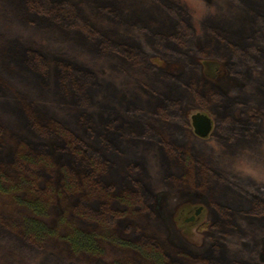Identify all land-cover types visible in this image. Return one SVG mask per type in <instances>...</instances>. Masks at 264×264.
<instances>
[{"label": "trees", "instance_id": "16d2710c", "mask_svg": "<svg viewBox=\"0 0 264 264\" xmlns=\"http://www.w3.org/2000/svg\"><path fill=\"white\" fill-rule=\"evenodd\" d=\"M220 1L222 5L217 3ZM205 2L215 10L195 21L184 0H0V38L8 45L0 46L9 51L6 58L9 56L14 65L2 67L0 60V94L6 80L17 83L25 72L42 89L38 93L18 86L27 102L16 109L17 115L28 119L12 124L18 132L12 156L0 141V257L8 264H133L134 253L151 264H264V180L233 172L225 161H206L194 147L182 149L185 146L177 134L182 99L156 95L155 101V91L161 89L164 94L175 89L178 94V85L184 87L183 81L191 75L193 80L184 82L185 88L190 89L191 83L190 87L209 97L207 104H215L226 123H231L225 127L228 132L218 135L224 144L221 153L233 158L244 153L235 148H245V154L264 163L261 131L234 124L239 102L250 99L264 109V0ZM40 30L47 31L44 39L35 34ZM78 33L84 34L86 44L79 41ZM78 43L86 49L75 51ZM155 50L180 58L185 66L183 75H168V79L174 78L170 80L156 75L140 79L154 71L147 55ZM192 53L205 62H225L226 73L238 82L236 89L226 93L201 90L200 78H213L203 63L197 66L191 60ZM101 68L106 99L117 92V79L107 74L111 68H119L129 80L131 77L150 90L149 99L137 106L138 95L129 87L132 103L126 107L102 105L93 114L83 110L80 93L85 87L100 86L95 79ZM255 72L260 77L254 79ZM50 79L58 80L61 93L46 96L43 88ZM57 99L65 103L71 116L55 104ZM0 101L9 106L8 101ZM9 109L0 112V123L6 120L4 114L13 111ZM75 118L77 121H72ZM126 131L134 138L154 137L167 148L168 158L183 163L185 175L179 184L191 178L192 190L212 193L213 182L222 183L249 196V209L220 214L219 226L222 222L226 227L228 239L216 234L209 248L183 253L182 259L172 258L164 251L169 226L162 217L147 214L143 220L158 232V241L153 230L141 232L132 242L117 236L127 228L118 216L132 218L130 214L146 212V206L136 200L141 194L140 182L152 184L142 168L138 180L131 179L133 172L121 175L115 202L125 210L113 215L109 196L114 193L111 183H103L109 178H104L107 170L101 155L113 151L110 137L116 133L124 136ZM166 135L173 140L164 142ZM163 177L157 181V192L152 190L150 196L171 192L172 186L162 183ZM110 244L114 249L112 246L107 253ZM125 248L131 251L127 253Z\"/></svg>", "mask_w": 264, "mask_h": 264}, {"label": "rangeland", "instance_id": "374dc122", "mask_svg": "<svg viewBox=\"0 0 264 264\" xmlns=\"http://www.w3.org/2000/svg\"><path fill=\"white\" fill-rule=\"evenodd\" d=\"M183 1V0H182ZM187 9L191 14V18L195 21L198 20L200 17L206 16L210 11L215 10V7L210 6L205 2V0H184ZM220 5L223 4V1L217 2ZM21 17V15H20ZM191 20V19H190ZM20 22V21H19ZM11 25L10 22H6ZM202 32L204 33L203 28ZM46 30H40V33L37 32V37L40 39L45 38ZM80 35V36H79ZM5 38V36H3ZM84 37V38H82ZM77 38L82 43H85V36L84 34L78 33ZM82 39V40H81ZM46 40V39H45ZM4 43L5 47L7 48V44L5 41H1L0 44ZM78 43L74 44L75 51H84L86 47L84 44ZM154 50V49H153ZM8 50H4L0 46V60L1 66L4 65L7 68H14V65L9 63V56L6 58L8 54ZM166 51H151L149 55H147L153 65H150V70L152 68L151 75L141 76L140 79H143L145 76H153L156 75L158 79L160 77L167 78L168 75L170 76H182L183 69L185 68L182 61L178 59V57L172 55H164ZM189 55V54H188ZM191 60L198 65H203L207 67V74L211 76L213 79L205 78V80L200 78L199 86H201V90L205 89L206 91L214 89L223 93L229 92L230 90L236 89L235 86H238V82L236 79L231 77L228 73H226L227 67L225 62L222 63L221 61H203L202 56H198L196 53L190 54ZM205 68V67H204ZM101 71L98 72L95 82L100 86H88L85 87L81 93L80 97L78 98L79 104L83 106V110H86L93 114L94 111L99 110V108L103 105L106 107H114V108H121L126 107V104H131L132 99L129 95V87L134 88L138 95L137 99V106L140 103H143V100L149 99V91L148 89H143L140 87L138 82H134L133 79L127 73L122 72L119 68H111L109 69V75L114 76L117 80V92L116 90L113 91L112 96L110 99H106L104 96L107 94L106 88L102 86L103 74L100 73L103 68L100 69ZM17 74V73H16ZM228 74V75H227ZM23 78L17 79V83H12L9 80L5 82L6 87L4 88L3 94H0V99H4L5 101L9 102V106H7L3 101H0L2 111L10 110L11 108L13 111H10L9 114H4L3 118L6 120H1L0 123V141L4 144V149L6 148L7 153L10 152L9 156H12L13 151L17 147V130L12 127L13 122L17 121L23 122L25 117L21 118L17 115V110L21 108L22 104L24 103V107L26 105L27 100L24 99L22 94L19 93V87L22 86L27 89H35L38 93L42 90L39 87H36L34 82H31V75L30 73L24 74ZM255 75V76H254ZM169 76V79H174ZM2 77V76H1ZM260 77L258 73H253V78ZM191 75L188 76L184 81V87L178 85L179 93L176 94L175 89L167 91L166 93H160L159 91H155V101L156 95L158 97H168L172 96L175 98L182 99L181 109L177 116V120L179 122V130L177 134L181 137L183 141V145L186 149L192 150L191 148L194 147L198 152L201 158L206 161H212L218 163L219 161H225L230 166V170L236 173H241V175L257 177L261 180H264V163L261 161H256L248 154H245L247 151L245 148H235V151L244 152L236 157L230 158L227 155H224L221 150L224 149V144H222L221 140L219 139V134H225L228 132L226 126H229L226 121L224 120L223 114L217 109L215 104L208 103L209 97H203V94L200 91H197L195 87H190L191 83H189L188 88H185V83L187 81H191ZM199 79L195 78L194 83L196 80ZM4 80V79H3ZM23 80V81H21ZM30 80V81H29ZM193 80V79H192ZM5 81V80H4ZM100 81L102 83H100ZM27 82L28 84H26ZM37 83V80L35 79ZM185 82V83H184ZM17 84V85H16ZM19 84V85H18ZM158 84V83H157ZM182 84V85H183ZM58 80L50 79L44 85V93L46 94H58L63 91L62 88L58 86ZM159 85V84H158ZM19 86V87H18ZM187 87V86H186ZM152 90V89H151ZM148 91V92H147ZM151 94V92H150ZM152 95V94H151ZM21 101V104L19 102ZM13 102V103H11ZM55 104L62 109L63 112H68V107L65 108L64 102H59L58 99L55 101ZM18 107V108H17ZM65 108V109H64ZM17 109V110H16ZM197 111H201L207 113L211 116L213 120V129L209 136L202 138L195 134L193 126L191 124V115ZM4 113V112H2ZM85 115L89 116L88 113L85 111ZM23 116V114H22ZM85 119H91L84 117ZM28 119V118H27ZM234 119H237L236 126H243V127H254L257 130L261 131V134L264 135V109L258 103H255L253 100H243V102H239L237 105L236 110L234 111ZM46 123L48 124V119H45ZM72 121H77L72 119ZM95 121L92 119L91 124ZM226 124V125H225ZM91 130H94L91 127ZM99 133V132H98ZM122 134V132L120 133ZM227 134V133H226ZM76 140L79 142H83L80 137H76ZM164 142L168 143L172 136H165ZM111 140V148L113 151L108 153L107 156L101 155V160L105 165V169L107 170V177L109 180L104 179V185L107 183H111V189L113 195L109 196L111 199V205L113 208V215H118L122 211L125 210L123 204H118L115 202L116 198H119L118 193L120 192V184L119 178L121 175H125L130 172L132 173L131 179L138 180V172H144L145 177L148 176L152 184H149L143 180L139 184V188L141 190L140 196H137L136 200H138L141 206H146V212H142L140 215L139 213L135 212L134 214H130L129 216L132 218L126 217L122 214L120 217L119 222H123V226H127L126 232L119 230L116 234L118 237L127 240L128 242H132L138 238V235H141L145 230H153L151 234L154 236L158 235L155 229H149L143 218V214H147L150 217L157 216L158 218L162 217L165 224L169 227L166 232L167 239L165 238V245L164 251L167 253L169 252L172 258H183L181 254H193L196 250H201L204 248H209V245L216 234H222L221 237L228 239V234L224 236V233H227L226 227L222 225L219 226V217L220 214L223 212H230L234 210H246L249 209L251 204L249 203V196L244 194L243 192L236 191L231 186L222 185V183L213 182L209 193L208 191H202L199 189L192 190L190 188L191 182L193 179H189L188 182L184 185L179 184V179L185 175L184 170L185 167L183 163L177 161L174 157L167 156V148L164 147L161 142L153 138H134L129 135V132L126 131L125 135L114 134L113 137H110ZM173 140V139H172ZM63 143V140L60 142ZM85 148H87L86 143H81ZM188 146V147H187ZM46 148H52L51 146H45ZM78 148V147H74ZM176 148V147H172ZM96 150V149H95ZM221 153V154H220ZM93 156H97L96 152L93 151ZM98 154V153H97ZM219 158V159H218ZM100 163V165H103ZM129 164V165H128ZM111 168H110V167ZM142 168V170H141ZM106 172V171H105ZM193 176V174H191ZM164 176V177H163ZM163 177L164 183H170L173 188L170 190L171 192L161 193L159 195L154 194L153 197L151 195V191L155 190L157 192V181ZM59 178V177H58ZM148 180V179H147ZM170 181V182H169ZM106 182V183H105ZM199 190V191H198ZM153 192V191H152ZM168 193V194H167ZM202 206L203 209L201 213L198 215L196 221L194 222H187L185 219L194 214L195 210ZM94 208H97V204H93ZM221 218V217H220ZM218 219V221H217ZM222 221V219H221ZM117 222V223H119ZM138 231V233H136ZM158 241V238H155ZM155 244V243H154ZM114 244H110L109 250L107 249V253L111 252V247ZM114 249V246L112 247ZM119 250V249H118ZM128 253L131 251L129 248L126 249ZM165 252V253H166ZM133 264H151L148 260H142L141 255L138 253H134L133 256ZM95 260V259H94ZM0 264H8L4 257H0ZM97 264V263H96ZM155 264V263H154Z\"/></svg>", "mask_w": 264, "mask_h": 264}, {"label": "water", "instance_id": "95a60500", "mask_svg": "<svg viewBox=\"0 0 264 264\" xmlns=\"http://www.w3.org/2000/svg\"><path fill=\"white\" fill-rule=\"evenodd\" d=\"M191 124L193 126L196 135L205 138L210 135L213 129V120L207 113L197 111L191 115ZM203 207L200 206L195 210V214L187 217V222L195 220L196 216L199 215Z\"/></svg>", "mask_w": 264, "mask_h": 264}, {"label": "flooded vegetation", "instance_id": "af4514ba", "mask_svg": "<svg viewBox=\"0 0 264 264\" xmlns=\"http://www.w3.org/2000/svg\"><path fill=\"white\" fill-rule=\"evenodd\" d=\"M194 214H195V212H194ZM194 214H193V215H194ZM197 217H198V215L196 216L195 220H192V221H189V222H194V221H196Z\"/></svg>", "mask_w": 264, "mask_h": 264}]
</instances>
